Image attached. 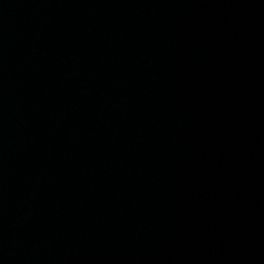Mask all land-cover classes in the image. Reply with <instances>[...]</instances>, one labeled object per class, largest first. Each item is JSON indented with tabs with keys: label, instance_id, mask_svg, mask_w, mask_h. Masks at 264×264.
Returning <instances> with one entry per match:
<instances>
[{
	"label": "water",
	"instance_id": "1",
	"mask_svg": "<svg viewBox=\"0 0 264 264\" xmlns=\"http://www.w3.org/2000/svg\"><path fill=\"white\" fill-rule=\"evenodd\" d=\"M0 264H264V0H0Z\"/></svg>",
	"mask_w": 264,
	"mask_h": 264
}]
</instances>
